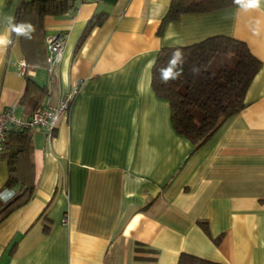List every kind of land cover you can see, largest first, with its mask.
<instances>
[{"label": "crops", "instance_id": "obj_1", "mask_svg": "<svg viewBox=\"0 0 264 264\" xmlns=\"http://www.w3.org/2000/svg\"><path fill=\"white\" fill-rule=\"evenodd\" d=\"M22 1L0 0V32ZM170 1H74L43 16L32 39L11 34L0 48V110L25 119L78 86L51 139L32 130L26 180L23 173L6 185L8 150L0 156V193L33 184L31 197L0 219V264H176L181 253L264 264V9L182 14L158 33ZM97 14L101 24L77 48ZM51 34L65 38L53 80L43 43ZM214 35L245 43L261 65L245 106L194 148L172 128L146 65L162 48ZM22 60L46 93L26 84Z\"/></svg>", "mask_w": 264, "mask_h": 264}, {"label": "trees", "instance_id": "obj_2", "mask_svg": "<svg viewBox=\"0 0 264 264\" xmlns=\"http://www.w3.org/2000/svg\"><path fill=\"white\" fill-rule=\"evenodd\" d=\"M73 2V0H23L18 9L16 22H30L39 33L43 16L63 14L73 9ZM230 6H235L233 0H171L161 20L158 33L167 22L176 20L182 14L206 13ZM102 20L103 16L97 14L88 21L77 48L91 28L100 25ZM22 42L24 44L25 40L23 39ZM43 43L46 50V65L47 48L44 38ZM38 46L34 44V49L36 50ZM177 48L184 53L183 75L178 80L163 84L157 69L166 64L172 51ZM218 55L224 56L225 59L215 67V70H212L211 63ZM30 61L31 58L27 56L26 62ZM260 65L245 43L229 36L214 35L190 45L162 48L156 56L155 68L151 70V86L156 96L168 102L170 122L174 131L197 148L212 135L223 120L235 115L245 106L246 90ZM193 67L198 69L197 73L192 72ZM24 76L27 85L32 84L38 91L46 93L45 87L37 85L26 74ZM36 107L38 104L32 111ZM31 132V130L19 131L10 128L6 133L4 150H8L9 165L6 185L18 182L23 173L26 174L25 180L29 176L32 165L30 161ZM32 191L33 184L28 183L22 193L15 194L1 207L0 219L26 202L31 197ZM199 224L204 230L207 229L205 222L199 221ZM176 264L223 263L181 253Z\"/></svg>", "mask_w": 264, "mask_h": 264}, {"label": "built area", "instance_id": "obj_3", "mask_svg": "<svg viewBox=\"0 0 264 264\" xmlns=\"http://www.w3.org/2000/svg\"><path fill=\"white\" fill-rule=\"evenodd\" d=\"M45 44L47 48L46 70L50 79L53 80L54 68L60 62L64 51L65 38L62 34H51L45 37ZM18 66L21 74L28 72L27 63L24 60ZM77 92L78 86L74 85L71 89L62 92L57 104L38 106L25 119L18 118L12 107L0 110V156L5 149V136L10 128L19 131L40 130L47 139H51L54 136L58 119L69 112ZM63 221L66 222L67 218L64 217Z\"/></svg>", "mask_w": 264, "mask_h": 264}, {"label": "clouds", "instance_id": "obj_4", "mask_svg": "<svg viewBox=\"0 0 264 264\" xmlns=\"http://www.w3.org/2000/svg\"><path fill=\"white\" fill-rule=\"evenodd\" d=\"M233 3L238 6L240 10L245 12L250 10L264 9V0H233ZM8 27L5 32H0V48H7L10 43L11 34H15L17 38L24 37L25 39H32L35 32V26L27 21L15 22L14 18H7ZM185 63L184 53L179 49L172 51L170 58L162 67L157 69L159 72V79L163 84H169L172 81L178 80L183 75V65ZM155 68V61H149L146 65V70L151 71ZM193 73H197L198 69L193 67ZM15 196V193L10 189H5L0 193V200L7 203Z\"/></svg>", "mask_w": 264, "mask_h": 264}, {"label": "rangeland", "instance_id": "obj_5", "mask_svg": "<svg viewBox=\"0 0 264 264\" xmlns=\"http://www.w3.org/2000/svg\"><path fill=\"white\" fill-rule=\"evenodd\" d=\"M225 59L224 56L218 55L214 61H212L211 63V69L215 70V67L218 66V64H220L221 62H223L222 60Z\"/></svg>", "mask_w": 264, "mask_h": 264}]
</instances>
